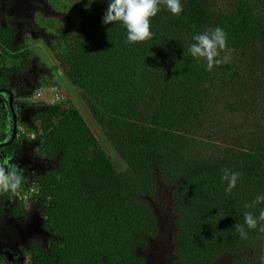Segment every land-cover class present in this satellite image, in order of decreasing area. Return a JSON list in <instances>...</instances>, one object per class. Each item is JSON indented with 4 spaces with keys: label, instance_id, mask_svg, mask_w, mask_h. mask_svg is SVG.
Wrapping results in <instances>:
<instances>
[{
    "label": "trees",
    "instance_id": "obj_1",
    "mask_svg": "<svg viewBox=\"0 0 264 264\" xmlns=\"http://www.w3.org/2000/svg\"><path fill=\"white\" fill-rule=\"evenodd\" d=\"M182 4L175 16L161 3L152 39L134 45L119 23H102L108 0L40 30L125 170L79 109L43 101L30 118L33 151L50 166L32 176L38 192L30 201L49 239L29 241L26 264H145L164 193L175 264H264V231L241 239L234 229L246 211L264 208L244 207L264 194V0ZM216 26L236 59L207 71L189 45ZM10 29L0 30L3 79L26 74L32 59ZM5 57L18 63L3 65ZM225 167L241 173L231 194L220 179ZM11 214L29 210L16 202ZM0 262L13 264L3 255Z\"/></svg>",
    "mask_w": 264,
    "mask_h": 264
},
{
    "label": "rangeland",
    "instance_id": "obj_2",
    "mask_svg": "<svg viewBox=\"0 0 264 264\" xmlns=\"http://www.w3.org/2000/svg\"><path fill=\"white\" fill-rule=\"evenodd\" d=\"M86 5H88V0H0V15L11 14L14 16L13 19H32L40 27L48 28L53 23H58L63 14H77L79 9ZM24 22L17 23L20 34H17L16 37L17 41L24 39L23 49L30 50L31 65L25 75L18 76V90L14 85L13 76H8L7 80L3 82L5 87L10 89L11 92L13 91L12 103L15 106L17 122L15 131L20 133L22 139H25L19 140L21 146L15 148L12 153L13 159L9 161L23 169V174L27 177L25 185L21 186L16 197L20 204L26 205L29 209L27 218L13 219L7 217L0 225V255H3L9 263L13 264H26L27 255L24 257L23 250L28 246L30 240L35 239L41 245H44L49 239V235L41 226L39 208L35 205V201L30 203V193L38 192V188H35L36 185L31 182L32 176L43 172L50 166L49 162L37 157L33 151L35 140L30 118L43 105V101L49 100L50 103L54 102L63 107L72 105L79 109L98 138L99 145L107 152L120 170H125L123 163L83 104L79 90L69 82L59 61L46 48L42 40V34L36 30L25 32V28H22ZM231 55L233 57L236 54L232 52ZM235 59L233 57L232 61H235ZM2 63L10 66L16 62H12L10 58L5 57ZM35 81L36 84L43 83L40 90L36 89ZM28 87L29 90H23V88ZM31 87L34 88L32 94L30 93ZM1 101L4 104H0V121H6L9 118L6 100L1 99ZM161 198V203L155 209L159 217V235L151 241L149 249L142 253L145 264H175L170 247L173 214L170 208L169 193H164ZM0 264H4V262H0Z\"/></svg>",
    "mask_w": 264,
    "mask_h": 264
},
{
    "label": "clouds",
    "instance_id": "obj_3",
    "mask_svg": "<svg viewBox=\"0 0 264 264\" xmlns=\"http://www.w3.org/2000/svg\"><path fill=\"white\" fill-rule=\"evenodd\" d=\"M94 0H88L90 6ZM163 3L167 10L179 16L183 12L182 0H108L107 9L102 17L103 24L119 23L126 30L125 43H136L151 40L153 32L151 19L156 17ZM189 45L191 56L206 63V70L212 71L215 67L231 63L233 57L228 48V34L220 27L208 28L203 32L192 36ZM223 53V54H222ZM3 100L8 99L7 93L0 91ZM13 135V120L9 117L6 121H0V142ZM13 154L0 158V196L8 194L9 198L15 197L22 185H25L27 177L17 164L10 163ZM241 173L225 167L222 169L221 183L225 192L231 194L240 181ZM264 205V194L257 195L250 203H246V209L257 208ZM235 232L241 239H247L249 231L259 229L264 231V208H260L259 214L251 211L244 213V222L235 224Z\"/></svg>",
    "mask_w": 264,
    "mask_h": 264
},
{
    "label": "flooded vegetation",
    "instance_id": "obj_4",
    "mask_svg": "<svg viewBox=\"0 0 264 264\" xmlns=\"http://www.w3.org/2000/svg\"><path fill=\"white\" fill-rule=\"evenodd\" d=\"M6 18H9V20H6ZM13 18H14V16L11 15V14H7V15H4V16L0 15V30H1V28L6 29L7 26L13 28V29H10V31L12 33H15L14 34V38L16 37L17 34L18 35L20 34L19 27L17 25L18 22L25 21L24 23H22L23 24L22 28H25V30H24L25 32L26 31H30V30H35L34 28H37L36 31H39V32H40V30H43V28L40 27L32 19L26 20V19H19V18L13 19ZM40 34H41V32H40ZM16 39H17V37H16ZM2 53H3V50L0 48V56H1ZM12 62H14V61H12ZM15 62L18 63V60H15ZM14 64L15 63H13L11 65H14ZM19 75H21V74L17 70L16 71L13 70L11 73L7 74V77L8 76H13L14 77V85L16 86L17 90H18V80H19L18 76ZM23 75H25V73ZM7 77L5 79H3L0 76V91H3L5 93H7V95H8V99L6 100V107H7V111H8L9 117H11L12 120H13V127L14 128H13L12 137L7 138L5 142H2V143L0 142V158H3V156H5V155H9V154L13 153L16 147L21 146V143L19 142V140L22 139L20 133H17L15 131V127L17 125V122H16L15 106L12 103V92L13 91L11 92L10 89H8L7 87H5L3 85V82H5L7 80ZM35 84H36V81H35ZM23 90H29V87L25 88V89L23 88ZM30 90H33V87H31ZM24 93H25V91H24ZM30 93L32 94V91H30ZM1 99H3V98L0 97V104H4V103H2ZM21 104H26V103H21ZM14 136L16 137V139H15ZM22 140H25V139L23 138ZM4 199H5V202L3 201ZM16 202L19 205H22V204H20L18 202V199H17L16 196L12 197L11 199L8 198V194H4V195L0 196V225L4 221V219L7 218V217L8 218L10 217V218H13V219H16V218L25 219V218H22L20 216H18V217H13L12 216L11 211H12V208H13V206H14V204ZM31 202L32 201H30V203ZM33 203H34V201H33ZM35 205L39 208V205L37 203H35ZM22 206L26 207L28 209V207L26 205H22ZM39 214H40V212H39ZM41 222H42V219H41Z\"/></svg>",
    "mask_w": 264,
    "mask_h": 264
}]
</instances>
